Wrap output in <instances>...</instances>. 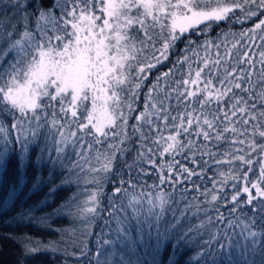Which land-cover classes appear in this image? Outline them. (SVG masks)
I'll use <instances>...</instances> for the list:
<instances>
[{
    "label": "snow or ice",
    "instance_id": "6c2138e0",
    "mask_svg": "<svg viewBox=\"0 0 264 264\" xmlns=\"http://www.w3.org/2000/svg\"><path fill=\"white\" fill-rule=\"evenodd\" d=\"M64 192L24 264H264V0H0V214Z\"/></svg>",
    "mask_w": 264,
    "mask_h": 264
},
{
    "label": "trees",
    "instance_id": "16d2710c",
    "mask_svg": "<svg viewBox=\"0 0 264 264\" xmlns=\"http://www.w3.org/2000/svg\"><path fill=\"white\" fill-rule=\"evenodd\" d=\"M241 26L236 25L235 29L238 30ZM219 29H217V32ZM212 38H215L216 32L210 33ZM179 159V157H178ZM145 167H148L145 165ZM149 172L152 171L151 168H148ZM32 172L30 170L29 175L31 176ZM209 176L212 173H208ZM15 178V164L10 163L8 171L4 173L3 176V187L7 190L8 184L11 180ZM155 177L148 181L149 184L153 183ZM208 187H211V183L206 181ZM105 192L110 193L111 187L105 185ZM76 190L75 185L73 186V192ZM171 191V189H168ZM47 191V189H45ZM148 191V189H145ZM230 191V189H229ZM71 192L61 193L58 199L51 204L49 207H42L37 209L34 214H28L21 216L15 209L7 211L4 214H0V264H18V261L21 264H24L26 259V246H34L37 242L43 241L48 242L52 240H59L60 231L62 229H69L73 221L71 218L57 219L53 216L52 219L48 221L47 224L38 225L35 222V218L44 217L48 213H53L54 209L59 207L69 196ZM43 193L32 196L25 204L24 208L27 209L29 206L34 204H39L42 200ZM191 198V196L189 197ZM102 203L107 204V198L102 197ZM145 208L147 204L145 203ZM221 211L227 215V210L225 207L221 208ZM104 216L103 212L101 213ZM104 218L98 219L95 221L92 227V232L94 234L99 233L102 229L96 225H103ZM6 221V223L4 222ZM78 223V222H77ZM92 244H95V235L90 238ZM91 246V245H90ZM26 264H53V261H50L47 255L36 254L32 258L26 260Z\"/></svg>",
    "mask_w": 264,
    "mask_h": 264
}]
</instances>
